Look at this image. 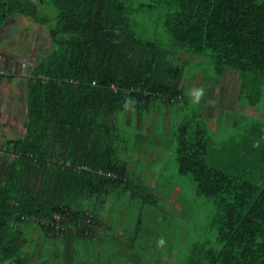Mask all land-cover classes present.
I'll list each match as a JSON object with an SVG mask.
<instances>
[{
    "label": "trees",
    "instance_id": "16d2710c",
    "mask_svg": "<svg viewBox=\"0 0 264 264\" xmlns=\"http://www.w3.org/2000/svg\"><path fill=\"white\" fill-rule=\"evenodd\" d=\"M13 13L47 26L53 47L28 78L24 135L0 147V264H48L43 241L60 242L53 258L70 264L80 243L106 241L110 197L155 201L116 120L147 129L183 100L181 54L236 70L238 100L245 88L264 95V0H0V28ZM150 24L168 44L145 34ZM208 130L198 110L174 128L178 170L209 206L213 234L173 264H264V121L215 147Z\"/></svg>",
    "mask_w": 264,
    "mask_h": 264
},
{
    "label": "rangeland",
    "instance_id": "374dc122",
    "mask_svg": "<svg viewBox=\"0 0 264 264\" xmlns=\"http://www.w3.org/2000/svg\"><path fill=\"white\" fill-rule=\"evenodd\" d=\"M44 10L53 12L49 7ZM153 26L150 24L145 34L163 46L168 44L167 33L158 24V29ZM52 47L47 26L19 13L11 14L0 28V51L6 54L9 65L15 67L11 71L16 74L9 82L0 83V147L6 138L24 135L28 73ZM181 56L187 60L181 65L183 100L152 114L153 125L147 120L148 129L139 130L123 114L116 120L126 148L133 154L135 162L130 169L139 172L141 186L151 190L148 193L155 201L144 203L142 196L134 198L130 192L110 197L101 214V219L110 224L109 230L102 233L106 241L80 243L70 264H173L176 257L186 259V253L201 239L200 233L203 238L212 236L209 206L195 197L191 176L178 170L175 125L184 115L198 110L207 123L214 147L230 138L240 141L251 124L264 121V95L252 98L245 88L238 100L241 79L236 70L226 68L219 75L212 56ZM197 87H203L205 95L195 104L189 93ZM209 108L213 110L210 119L205 116ZM142 133L145 137L137 136ZM32 229L30 234L36 240L44 239L38 227ZM161 239L163 244L159 243ZM59 243L52 241L46 247L49 257L52 251L62 249ZM62 258H49L47 263L60 264Z\"/></svg>",
    "mask_w": 264,
    "mask_h": 264
},
{
    "label": "crops",
    "instance_id": "0c3cea01",
    "mask_svg": "<svg viewBox=\"0 0 264 264\" xmlns=\"http://www.w3.org/2000/svg\"><path fill=\"white\" fill-rule=\"evenodd\" d=\"M5 55H6L5 53L3 54V52L0 51V56H1V60H2V66H3L4 69H6L7 72H8V74L5 75V77H4V76H0V83H2L3 81H5V82H9L10 80L13 79L14 76H16V74H15V73L13 74V72L11 71V70L15 69V67H11V66L9 65V62H8V60H6V56H5ZM2 57H3V58H2ZM28 74L30 75V72H29ZM8 75L10 76V79H8ZM29 75H28V76H29ZM27 82H28V78H27ZM22 126H23V125H22ZM147 129H148V128H147ZM11 138H12V137H11ZM13 138H16V137H13ZM6 139H9V138H6ZM4 140H5V139H4ZM33 235H34V234H33ZM41 238H42V237H41ZM42 240H43V239H42ZM43 245H45V247H49L50 243L47 245V243L43 241ZM46 254L49 255V252L46 253ZM53 256H54V252L52 251V253H51V257H50V258H53Z\"/></svg>",
    "mask_w": 264,
    "mask_h": 264
},
{
    "label": "clouds",
    "instance_id": "9594fccd",
    "mask_svg": "<svg viewBox=\"0 0 264 264\" xmlns=\"http://www.w3.org/2000/svg\"><path fill=\"white\" fill-rule=\"evenodd\" d=\"M189 94L192 97V102L198 104L205 95V89L203 87H197L192 89ZM159 243L163 244L164 243L163 239H161Z\"/></svg>",
    "mask_w": 264,
    "mask_h": 264
},
{
    "label": "built area",
    "instance_id": "2783aa9c",
    "mask_svg": "<svg viewBox=\"0 0 264 264\" xmlns=\"http://www.w3.org/2000/svg\"><path fill=\"white\" fill-rule=\"evenodd\" d=\"M5 75H7V73L5 72V70H4L3 66H2V60H1V56H0V76H5ZM108 175H111V173H108ZM53 218L57 221V222L55 223V228H56V230L62 229L63 227L60 226V222H61V220H62L61 215H60V214H55V215L53 216ZM63 219H64V218H63ZM64 220H65V219H64Z\"/></svg>",
    "mask_w": 264,
    "mask_h": 264
}]
</instances>
